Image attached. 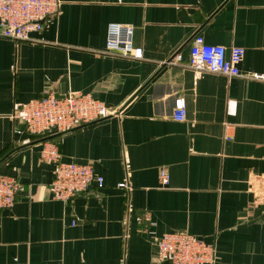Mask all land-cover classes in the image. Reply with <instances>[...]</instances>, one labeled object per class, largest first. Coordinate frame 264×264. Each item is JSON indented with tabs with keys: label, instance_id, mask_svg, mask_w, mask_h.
I'll return each mask as SVG.
<instances>
[{
	"label": "crops",
	"instance_id": "crops-1",
	"mask_svg": "<svg viewBox=\"0 0 264 264\" xmlns=\"http://www.w3.org/2000/svg\"><path fill=\"white\" fill-rule=\"evenodd\" d=\"M59 1L30 41L0 37V175L24 188L0 210V264H170L156 240L178 231L215 244V264H264V81L186 67L201 36L242 48L241 75H264V0ZM109 24L132 27L141 60L103 53ZM44 92L91 94L114 115L32 134L14 113ZM178 98L183 121L172 117ZM48 141L103 188L54 200ZM142 212L150 223L137 222Z\"/></svg>",
	"mask_w": 264,
	"mask_h": 264
},
{
	"label": "built area",
	"instance_id": "built-area-1",
	"mask_svg": "<svg viewBox=\"0 0 264 264\" xmlns=\"http://www.w3.org/2000/svg\"><path fill=\"white\" fill-rule=\"evenodd\" d=\"M59 7V0H0V37L16 42L30 41V34L41 31L44 22L55 16ZM132 34L133 29L128 24H109L103 53L112 57L141 60L143 50L133 45ZM243 57L242 48L226 50L222 46L209 45L201 36H196L192 40L186 67L196 75L210 73L264 81L263 74H240L239 65ZM180 61L179 54L170 60L175 65H179ZM112 115L114 112L91 94L67 92L62 97H56L52 92H44L39 98L21 104L14 118L28 132L47 135L53 131H71ZM172 117L175 121L184 120L185 102L182 98L175 101ZM40 157L53 165V180L48 189L54 200L70 202L74 197L88 192L93 185L98 189L104 186L103 178L94 173L91 165L62 161L54 143H43ZM158 182L162 187L168 185L169 174L166 169L159 170ZM118 187L130 189L124 183ZM23 192V186L15 178L0 175V210L12 208L16 196ZM137 222L150 223L148 213L139 214ZM156 246L158 258L170 264H215L217 260L215 244L205 243L186 231L164 233L157 238Z\"/></svg>",
	"mask_w": 264,
	"mask_h": 264
},
{
	"label": "water",
	"instance_id": "water-1",
	"mask_svg": "<svg viewBox=\"0 0 264 264\" xmlns=\"http://www.w3.org/2000/svg\"><path fill=\"white\" fill-rule=\"evenodd\" d=\"M58 97V96H57Z\"/></svg>",
	"mask_w": 264,
	"mask_h": 264
}]
</instances>
